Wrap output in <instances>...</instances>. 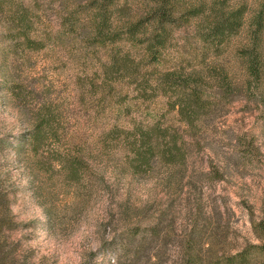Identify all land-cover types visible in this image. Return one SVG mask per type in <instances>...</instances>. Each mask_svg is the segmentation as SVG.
I'll return each instance as SVG.
<instances>
[{"label": "trees", "instance_id": "trees-1", "mask_svg": "<svg viewBox=\"0 0 264 264\" xmlns=\"http://www.w3.org/2000/svg\"><path fill=\"white\" fill-rule=\"evenodd\" d=\"M77 1L58 0L52 24L39 0H0V23L8 50L17 58L2 65L7 95L21 106L27 122L14 143L0 135V264H33L23 242L42 227L50 231L59 197L69 198L74 208L86 205L103 182L101 163H114L121 173L140 177L186 170L193 150L203 148L213 133L210 121L226 105L240 101L264 119V0L249 19L244 5L229 0ZM182 27H192L200 43V58L192 66L167 61L175 30ZM236 37L226 57L231 64L221 65ZM31 54L43 55L55 69L71 71L83 105L88 97L96 109L91 116L83 115L86 123L101 118L90 134L79 125H67L65 109L28 70ZM157 100L166 111L137 120L133 112L142 113ZM167 112L174 114L177 125L165 122ZM235 139L230 151L234 160L257 153L254 138L246 132ZM9 162H16L29 181L43 220L23 221L13 213ZM217 173L216 179H222ZM261 213L251 222L256 243L221 254L209 244L203 257L193 238L179 264H264V207ZM154 231L152 227L149 235ZM145 243L143 235L127 230L117 246L120 251L136 250L128 258L132 264Z\"/></svg>", "mask_w": 264, "mask_h": 264}, {"label": "rangeland", "instance_id": "rangeland-1", "mask_svg": "<svg viewBox=\"0 0 264 264\" xmlns=\"http://www.w3.org/2000/svg\"><path fill=\"white\" fill-rule=\"evenodd\" d=\"M262 1L229 0V3L244 5L249 19L259 10ZM39 2L45 19L53 24L59 10L58 0ZM5 32L0 23V135L14 143V137L26 130L27 122L21 106L13 104L7 95V71L2 65L17 58L8 50ZM237 41L238 37L228 44L221 65L231 64L226 58L227 52L235 48ZM199 47L192 27L177 29L167 61L182 60L183 64L189 62L192 66L200 58ZM44 61L43 55L31 54L28 70L37 81L47 85L49 98L65 109L67 125H79L90 134L101 118L87 124L83 115L91 116L96 112L95 106L90 107L88 97L86 106L83 105L70 79L71 71L55 69L54 64L49 66ZM143 109L142 113L133 112L137 120H149L158 116L156 112L166 111L161 100ZM164 120L178 124L171 112H167ZM209 127L212 135H208L203 148L193 150L186 170H160L152 176L140 177L128 171L121 173L114 163H101L103 182L92 192L86 205L74 208L69 198L59 197L54 203L56 221L50 231L42 227L36 237L29 236L23 242L30 249L27 255L31 262L131 264L128 258L136 250L128 247L127 251H120L117 246L127 230L143 235L146 241L132 264H179L193 238L203 257L209 244L221 254L256 243L251 222L261 218L264 207V119L252 107L234 101L214 116ZM219 128L229 130L228 134L217 132ZM240 131L254 138L257 153L237 161L230 151L236 141L235 134ZM6 152L10 159V148ZM7 170L15 194L13 213L23 221L43 220L44 214L32 196L31 185L16 168V162H9ZM217 172L222 173V179H216ZM152 227L153 236L149 235Z\"/></svg>", "mask_w": 264, "mask_h": 264}]
</instances>
